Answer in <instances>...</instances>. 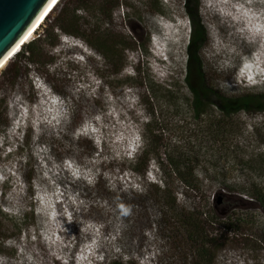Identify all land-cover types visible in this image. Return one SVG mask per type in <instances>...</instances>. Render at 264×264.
Returning a JSON list of instances; mask_svg holds the SVG:
<instances>
[{"label":"rangeland","instance_id":"rangeland-1","mask_svg":"<svg viewBox=\"0 0 264 264\" xmlns=\"http://www.w3.org/2000/svg\"><path fill=\"white\" fill-rule=\"evenodd\" d=\"M183 1L119 0L111 16L74 12L91 43L109 34L145 50L124 52L117 75L122 54L104 59L59 33L60 46L45 48L51 63L6 90L0 264H192L187 217L212 239L214 264H264V214L249 194L264 189V112L224 122L214 109L192 116L182 83L190 33ZM200 16L213 83L264 89V0H201ZM150 121L155 152L143 136ZM144 153L153 160L134 176Z\"/></svg>","mask_w":264,"mask_h":264},{"label":"trees","instance_id":"trees-1","mask_svg":"<svg viewBox=\"0 0 264 264\" xmlns=\"http://www.w3.org/2000/svg\"><path fill=\"white\" fill-rule=\"evenodd\" d=\"M62 1V0H61ZM67 6H62L50 25L44 30L43 35H39L37 38L25 43L21 49L13 55L7 62V66L1 71L0 74V128L1 131L5 130L9 125L8 111L6 109V95L5 92L8 89H12L18 83V80L22 77L23 72L29 74V70L34 68L38 63L47 66L51 61L45 60L46 52L45 48L55 49L59 47L58 36L59 33H64L68 36L83 40L90 48H92L97 54L104 59H114L119 55L123 56L122 62L119 63L118 74L126 67V59L124 52L137 51L146 48L145 45L132 39L131 42L126 45L123 41H119L109 34L91 37L94 43L88 40V37L80 33L81 25L80 19L74 17V12L82 11L86 14L91 12V9L101 11L108 10L111 16L112 12L119 5V0H70ZM98 4H97V3ZM60 4V3H59ZM58 4V5H59ZM76 5L74 9H69L70 5ZM200 4L201 0H184L183 11L190 23V33L188 42L185 48L186 51V63L184 68V74L182 77V83L188 91V105L190 113L196 119H201L206 116L210 109H214L218 112L222 121H228L233 116L240 113L247 115L263 113L264 112V89L248 87L238 90L236 92H228L225 89L213 83V79L210 78L208 73L204 69V63L202 60V51L208 43V32L202 18L200 16ZM57 5V6H58ZM57 6L48 15V17L55 11ZM72 13V14H71ZM47 17V18H48ZM47 18L45 21H47ZM44 21V23H45ZM43 23V24H44ZM43 26V25H42ZM13 59L12 62H10ZM138 74H140L138 72ZM51 90H54L50 85ZM55 91V90H54ZM65 98V97H63ZM152 122L146 123V129L144 133V140L146 141V147L152 148L157 151V139L155 138L154 128H150ZM147 131V132H146ZM32 138L31 131L23 133V143L26 144ZM25 139V141H24ZM92 144V143H91ZM145 154V153H144ZM141 156V155H140ZM150 155L145 154L142 159L136 158L134 160V168L131 173L134 176H144L149 167L150 161H152ZM174 165V162L172 161ZM33 172V170H31ZM29 174V173H28ZM27 182L32 180L31 175L24 176ZM29 184V183H28ZM249 193L251 199L258 205L264 214V189L253 185L250 188ZM164 194L166 193L163 188ZM33 220V217H32ZM228 225L239 226L240 221L230 219ZM184 231L188 241L191 244L192 252V264H214L215 252L213 250V242L204 232L201 223H197L193 218L188 217L183 221ZM109 264H124L122 260H114Z\"/></svg>","mask_w":264,"mask_h":264},{"label":"water","instance_id":"water-1","mask_svg":"<svg viewBox=\"0 0 264 264\" xmlns=\"http://www.w3.org/2000/svg\"><path fill=\"white\" fill-rule=\"evenodd\" d=\"M50 1L0 0V61L20 43Z\"/></svg>","mask_w":264,"mask_h":264},{"label":"bare ground","instance_id":"bare-ground-1","mask_svg":"<svg viewBox=\"0 0 264 264\" xmlns=\"http://www.w3.org/2000/svg\"><path fill=\"white\" fill-rule=\"evenodd\" d=\"M61 2V0H51L50 3L46 6V8L42 11L38 19L34 22V24L29 28L26 34L22 37L20 43L17 45L0 61V71L7 64L8 60L15 55L21 47L29 42L36 31L42 26L48 15L53 11V9ZM16 52V53H15Z\"/></svg>","mask_w":264,"mask_h":264}]
</instances>
